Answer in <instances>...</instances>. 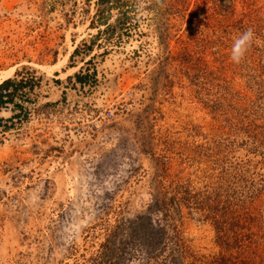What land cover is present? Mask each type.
Returning a JSON list of instances; mask_svg holds the SVG:
<instances>
[{"label":"rangeland","instance_id":"374dc122","mask_svg":"<svg viewBox=\"0 0 264 264\" xmlns=\"http://www.w3.org/2000/svg\"><path fill=\"white\" fill-rule=\"evenodd\" d=\"M97 1L0 0V85L25 87L1 109L0 264L89 257L148 213L157 169L195 194L189 264H264V0H129L108 20ZM206 197L241 220L239 248Z\"/></svg>","mask_w":264,"mask_h":264},{"label":"trees","instance_id":"16d2710c","mask_svg":"<svg viewBox=\"0 0 264 264\" xmlns=\"http://www.w3.org/2000/svg\"><path fill=\"white\" fill-rule=\"evenodd\" d=\"M128 3L129 0H98L97 15L108 20L114 9H124ZM88 77L76 74L75 80L85 85ZM15 82L7 80L0 85V127L3 126L1 109L5 100L14 102L15 93L25 88ZM165 171L157 169L148 213L135 219L118 220L115 225L108 224L104 227L105 237L98 249L89 257L82 255V261L76 260L75 264H189L188 260L194 257L181 230V208L185 204L193 206L195 194L180 184H166L160 176ZM208 200L206 197L203 208L207 210V219L214 217L222 247L225 251L239 248L242 234L237 229L242 228L241 220L231 213V223L227 219L222 221L230 213L225 208L221 211L220 205H211ZM213 264L233 263L222 255Z\"/></svg>","mask_w":264,"mask_h":264},{"label":"clouds","instance_id":"9594fccd","mask_svg":"<svg viewBox=\"0 0 264 264\" xmlns=\"http://www.w3.org/2000/svg\"><path fill=\"white\" fill-rule=\"evenodd\" d=\"M157 3L162 5L163 0H157ZM144 5H145V0H139L137 10L141 11ZM253 35H254L253 30L249 28L234 40L230 55V60L233 63L238 65L244 59L247 51L251 47Z\"/></svg>","mask_w":264,"mask_h":264},{"label":"bare ground","instance_id":"6f19581e","mask_svg":"<svg viewBox=\"0 0 264 264\" xmlns=\"http://www.w3.org/2000/svg\"><path fill=\"white\" fill-rule=\"evenodd\" d=\"M2 78L0 77V82H1Z\"/></svg>","mask_w":264,"mask_h":264}]
</instances>
